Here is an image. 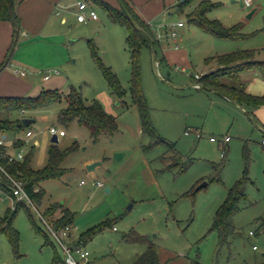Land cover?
Segmentation results:
<instances>
[{
    "label": "rangeland",
    "instance_id": "obj_1",
    "mask_svg": "<svg viewBox=\"0 0 264 264\" xmlns=\"http://www.w3.org/2000/svg\"><path fill=\"white\" fill-rule=\"evenodd\" d=\"M74 1L76 8L70 5ZM114 1L117 4L118 0ZM181 1L131 0L137 10L151 14L154 27L162 34L158 23L184 22V26L175 27L177 41L163 35L156 38L160 44L155 49L143 46L138 56L140 88L149 118L173 149L162 143L145 150L150 139L141 132L129 90L132 64L127 31L99 4H87V10L80 13V1L63 0L50 14L42 33L24 36L20 30L16 42L13 35L6 49L3 62L10 56L0 71V96H36L47 89L68 93L74 88L85 102L98 101L116 118L117 131L94 142L87 127L77 122L67 127L59 124L57 114L66 105L64 99L25 114L0 112V118L34 119L30 124L35 133L31 141L36 143L31 156L34 169L46 165L51 144L60 150L74 146L61 163L65 173L40 183L45 195L36 208L47 222L58 218L61 209L74 213L72 239L93 226L106 224L85 242L89 252L86 264H133L150 245L161 264L264 262V128L239 105L194 84L201 72L209 70L206 60L210 57L253 50L256 60H264V0H251L249 5L244 0H210L218 6L206 11V17L227 28L236 27L243 35L238 39L204 32L187 17L196 3L181 12L177 6ZM89 9L98 19L78 22L77 16L87 15ZM62 16L66 18L63 23ZM4 35L5 31H0V40ZM96 54L116 74L124 89L121 99L110 92ZM213 65L212 71L221 69L235 75L232 66ZM14 69L23 70L26 76L15 74ZM49 70L51 77L43 81L42 75ZM239 75V81L227 75L221 80L257 91L264 86L263 71ZM49 125L65 131L57 143L51 142ZM22 136L24 131L7 133L8 138ZM225 136L230 139L227 144ZM245 148L249 157L246 201L233 217L234 234L227 243L219 244L211 226L228 191L244 176ZM116 154L122 155L117 158ZM177 154L180 160L173 165ZM97 161L101 164L88 171L87 165ZM51 204L59 208L49 215L45 210ZM13 209L9 192L0 188V220L11 217ZM33 222L48 232L34 209L22 207L14 213L17 244L10 242L8 234L0 233V264H62L54 261L55 254L62 257L60 246L46 242Z\"/></svg>",
    "mask_w": 264,
    "mask_h": 264
},
{
    "label": "trees",
    "instance_id": "obj_2",
    "mask_svg": "<svg viewBox=\"0 0 264 264\" xmlns=\"http://www.w3.org/2000/svg\"><path fill=\"white\" fill-rule=\"evenodd\" d=\"M85 1L88 3L99 4L113 22L121 24L126 28V42L128 44L132 64V74L130 80L131 85L129 90L132 102L136 106L139 113L141 132L142 134L147 135L150 139V142L148 146L145 147V150L148 147H153L162 143H164L168 148L173 149V144L163 139L153 128L149 118V110L140 88V78L138 73V56L140 48L148 46L155 49L156 44H160V41L156 39L157 37L154 27L137 15L127 0H118V5L116 6L105 0ZM193 3H196V6L192 11L187 13V17L190 22L198 25L204 32L225 39H238L243 37V35L238 33V29L236 27L227 28L218 20H211L206 17V11L218 6L210 0H182L177 6L181 12H184L185 8ZM0 21H11L15 27L14 35L16 30L19 32L20 21L15 15L14 4L11 8L9 7V0H0ZM95 59L97 60L106 78L110 92L117 98L121 99L124 94V89L122 88L116 74L100 61L99 55L96 54ZM212 61L219 66H232L231 70L235 71V75H232V73H225L223 70L218 69L216 71L200 75L194 84H199V87H206L209 90L216 91L219 94L233 100L242 107L264 106V93L261 95H255L246 91L245 86L241 85L240 87H237L234 85H228L221 80L223 76L227 75L239 81V73L244 71L264 72V60H256L253 50H240L210 57L206 60V63L209 64ZM4 65L5 62L1 64L0 68ZM63 99L65 100L66 105L61 108L57 114V120L60 125L67 127L71 123L77 122L79 125L87 127L90 137L94 142H97L103 134H112L117 131L118 127L116 118L107 113L98 101H91L89 103L85 102L80 93L74 88H72L68 93H63L57 89H47L41 90L36 96H0V112L9 114L11 112H20L22 109L26 112L36 111L61 102ZM28 127H30V125ZM26 128L27 127H25L22 123V119L0 118V131L5 134L25 131ZM12 139H14L12 144L0 146V163L9 175L14 178L21 179L24 182L28 195L33 199L36 206H40L45 195V191L40 188V183L47 179L59 178L65 173V169L61 167V163L74 146L60 150L57 145L51 144L48 149V159L46 165L42 169H34L31 165L33 145L29 146L23 160L21 161L8 162L3 156L2 152L6 149L14 150L24 145L21 137H15ZM177 155L173 157V162H175L173 165H177L180 160V155ZM244 160L246 167L243 178L237 180L233 187L230 188L225 201L219 207L213 219L211 231L216 232L219 244L227 243L230 236L234 234L235 229L233 225V217L241 209L242 202L246 201L245 188L249 181L247 175L249 157L246 148L244 149ZM182 170L183 169H181V171ZM9 183L10 181L8 177H6L4 173H0V188L8 191L11 195L12 193L9 189ZM35 188H38V190L35 191ZM22 207L27 211L29 209L24 204L17 203L13 209L12 216L9 217L7 215L0 220V233L8 234L9 240L14 246L17 244V233L12 227L13 215L19 208ZM58 208L57 204H51L47 206L45 213H48L49 215L54 214ZM74 217V213L65 208L61 209V214L58 218L51 220L48 223L56 230L66 226H69L72 229ZM33 226L37 232L44 235L46 242L51 245H56L54 239L51 235H49V232L43 231L35 222H33ZM105 226L106 224L102 223L87 229L77 238V243L84 244L88 239L100 232ZM54 261H60L62 264H65L63 253L61 258L55 254ZM133 264L161 263L154 246L150 245L133 262ZM252 264H264V262Z\"/></svg>",
    "mask_w": 264,
    "mask_h": 264
},
{
    "label": "built area",
    "instance_id": "obj_3",
    "mask_svg": "<svg viewBox=\"0 0 264 264\" xmlns=\"http://www.w3.org/2000/svg\"><path fill=\"white\" fill-rule=\"evenodd\" d=\"M244 1H245L246 5H249L251 3V0H244ZM77 7L79 10H84L87 8V4L85 1H80V2H77ZM87 19H91V20H97L98 19L97 14L93 9H89L87 15L79 14L77 16V20L79 22H84ZM149 23L151 26H153V27L155 26V24L153 22L152 23L149 22ZM177 26L178 27L184 26V22L178 21L176 23H172L171 25L162 22V23H158V25H157V27H167L168 28L167 36L169 38H172L174 41H177V37H178V33L175 29V27H177ZM154 29L156 31L157 38L160 40L164 34L159 32L155 27H154ZM178 47H179L178 44H175V48H178ZM15 72L19 73L20 75L25 74V72L20 70V69H16ZM55 72H57V71H55ZM50 74H51V71H47L43 75V78L47 79L50 76ZM195 86L199 87V84H195ZM25 112L26 111L24 109H22L20 111V113H25ZM47 130H48V133L50 134V136L56 135L57 138L65 135L64 129L56 127L54 125H49ZM33 135H34V131L30 127H27L26 130L24 131V136L21 137L22 141L24 142V145L20 148L14 149V150L6 149L5 151L2 152L3 156L7 159L8 162L23 160V157L27 151V148L30 144V140L33 137ZM13 140L14 139H12V138H8L7 134L0 131V146L10 145V144H12ZM210 140L215 141V142L217 141V139H215L214 137H211ZM228 141H229V137L225 136L223 139V142L225 144H227ZM263 142H264V138H263ZM222 153H224V149L222 150ZM0 173H4L10 181L9 187L11 189L12 194L11 195L9 194V195L12 197L14 207L17 203H22L26 207H28L30 209L32 208L36 211L39 218L45 223L51 237L60 246L62 253H63V258L65 261V264H86L88 262L89 252L87 251V249L85 248V246L82 243L78 244L77 240H75L73 242L69 240V238L71 236V228L69 226H66V227L61 228L59 230L54 229L53 226H51L45 220V218L40 214V212L37 210L35 202L28 195V193L25 189L24 182L21 179H17V178L12 177L11 175H9L1 163H0ZM97 185L100 186V185H102V183L98 182ZM34 190L37 191L38 188H35ZM250 234L252 235L254 233L250 232Z\"/></svg>",
    "mask_w": 264,
    "mask_h": 264
},
{
    "label": "crops",
    "instance_id": "obj_4",
    "mask_svg": "<svg viewBox=\"0 0 264 264\" xmlns=\"http://www.w3.org/2000/svg\"><path fill=\"white\" fill-rule=\"evenodd\" d=\"M61 1H63V0H14V12L20 21V30H22L23 35L24 36H28L30 34L38 35V34L42 33L46 28V24H47V21H48L50 14L60 5ZM77 1H82V0H77ZM83 1H85V0H83ZM105 1L111 3L114 6L118 5V2H117V4H115L114 0H105ZM127 1L129 3V5L132 7V9L134 10V12L142 20H144L145 22H153V20L151 18L152 17L151 14L149 15V13L145 12L144 9H141V11L137 10L135 7H133L131 0H127ZM86 4L91 5L88 2H86ZM70 5H72L73 7L76 8V1L72 2ZM68 6H69V4H68ZM87 8H88V5H87ZM87 8L84 10H87ZM79 11L81 13V10H79ZM65 21H66L65 16H62L61 22L63 23ZM14 29H15V27L11 21H0V31L1 32L5 31V35L0 40V66L2 63H4L3 59L6 57V51H7L6 49H8V47H9L8 45L10 43L11 37L14 35ZM161 30L164 31V36L168 37L167 36L168 28L162 27ZM18 34H19V32H18ZM17 39H18V36H17ZM9 56L6 59L5 65L2 68H0V71L4 67H6V65L8 64ZM213 64H216V63L213 61L211 63H209L208 64L210 66L209 70L208 69L204 70L203 72H201L199 74V76L212 71L215 68V66ZM15 70L16 69H14V73L17 75H20L19 73H16ZM53 72L58 73L55 71H53ZM43 75L41 78L43 81H46L51 77V74H50V76L47 79H44ZM20 76L24 77V76H26V73L24 75H20ZM245 89L249 93H254V94L264 92V86H262L261 90H258V91L254 90L250 86H247V87L245 86ZM220 95L223 96L224 98H226L227 100H231L222 94H220ZM4 96H15V95H4ZM231 101L234 102L233 100H231ZM234 103L237 104L236 102H234ZM237 105H239V104H237ZM240 107L245 112H247L249 114V116H251L252 118L255 117L257 122L264 128V108L263 107H251V106H248V107L240 106ZM25 113H27V112H25ZM34 136H35V133H34L33 137ZM262 143H264L263 139H262ZM35 144H36L35 142L30 140L29 146L33 145V147H34ZM29 146H28V148H29ZM113 229H114V227H113ZM69 240L73 242L77 239H72V236H70ZM83 245L85 246V243ZM85 248H86V246H85Z\"/></svg>",
    "mask_w": 264,
    "mask_h": 264
},
{
    "label": "water",
    "instance_id": "obj_5",
    "mask_svg": "<svg viewBox=\"0 0 264 264\" xmlns=\"http://www.w3.org/2000/svg\"><path fill=\"white\" fill-rule=\"evenodd\" d=\"M13 4H14V0H9V7H10V8L13 6ZM17 36H18V30H16L15 35H14V43H15L16 40H17ZM204 88H206V87H204ZM245 113L249 116V114H248L247 112H245ZM249 117H250V116H249ZM33 121H34V119H33V118H30V117H24V118H22V123H23V125H24L25 127H28ZM57 141H58V138H57L56 135L51 136V142H52V143H57ZM121 155H122V154H116V157H117V158H120ZM99 164H101L100 161L92 162V163L88 164V165H87V169H88V171H92V170L95 169V167H96L97 165H99ZM205 184H206V183H203L202 185H199V187H198L197 189L203 187ZM106 190H108V188H106Z\"/></svg>",
    "mask_w": 264,
    "mask_h": 264
}]
</instances>
